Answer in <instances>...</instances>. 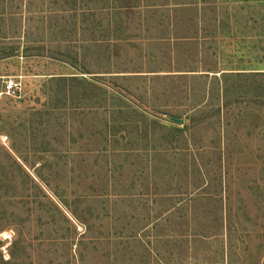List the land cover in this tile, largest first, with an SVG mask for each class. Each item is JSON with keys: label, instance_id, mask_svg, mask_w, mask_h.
Listing matches in <instances>:
<instances>
[{"label": "rangeland", "instance_id": "374dc122", "mask_svg": "<svg viewBox=\"0 0 264 264\" xmlns=\"http://www.w3.org/2000/svg\"><path fill=\"white\" fill-rule=\"evenodd\" d=\"M3 59L0 264H264V0H0Z\"/></svg>", "mask_w": 264, "mask_h": 264}, {"label": "built area", "instance_id": "2783aa9c", "mask_svg": "<svg viewBox=\"0 0 264 264\" xmlns=\"http://www.w3.org/2000/svg\"><path fill=\"white\" fill-rule=\"evenodd\" d=\"M21 86L22 83L20 81L9 78V80L5 82V88L0 94H6L8 96L15 97L20 93L22 89Z\"/></svg>", "mask_w": 264, "mask_h": 264}, {"label": "crops", "instance_id": "0c3cea01", "mask_svg": "<svg viewBox=\"0 0 264 264\" xmlns=\"http://www.w3.org/2000/svg\"><path fill=\"white\" fill-rule=\"evenodd\" d=\"M8 59H3L0 61V66L3 65V63L7 62ZM12 76L5 74V73H0V80H2V82L5 84V82L8 80V78H10Z\"/></svg>", "mask_w": 264, "mask_h": 264}, {"label": "water", "instance_id": "95a60500", "mask_svg": "<svg viewBox=\"0 0 264 264\" xmlns=\"http://www.w3.org/2000/svg\"><path fill=\"white\" fill-rule=\"evenodd\" d=\"M174 121H176V122H180V123H182L183 122V119H179V118H172Z\"/></svg>", "mask_w": 264, "mask_h": 264}]
</instances>
